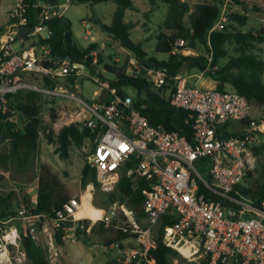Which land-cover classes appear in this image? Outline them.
I'll use <instances>...</instances> for the list:
<instances>
[{"label":"built area","instance_id":"2783aa9c","mask_svg":"<svg viewBox=\"0 0 264 264\" xmlns=\"http://www.w3.org/2000/svg\"><path fill=\"white\" fill-rule=\"evenodd\" d=\"M24 1L11 0L6 11L9 24L0 26L1 112H8L7 96L18 92H36L52 100H73L75 110L61 107L56 113L64 126L78 125L94 136L87 164L95 171L99 189L105 194L113 192L121 173L135 182L133 189L137 188V181L145 185L139 219L126 203L114 202L102 210L97 220L108 227L113 221L123 219L122 232L135 246L111 244L101 248H116L121 264H155L149 256L157 245L154 231L161 219L169 216L173 224L166 228L164 243L183 258L196 264H264V202L255 203L242 191L257 161L254 149L261 146L264 116L250 120V103L233 88L190 86L182 74L172 78L173 90L167 98L172 107L191 115V141L181 132L151 126L130 97L120 98V92L99 77H93L92 81L109 96L106 102L89 103L69 95L68 88L58 82L69 75L79 77L80 65L53 57L40 41L48 38L46 23L63 17L71 0L56 5L36 4L34 7L39 12L33 31L18 39V28L28 25L23 16ZM228 3L225 0L211 31L221 30L227 23ZM82 26L92 40L90 23L83 21ZM16 42L21 46L18 50L13 48ZM172 53L186 56L191 51L186 42L177 39ZM89 55L91 66L97 65L98 52L92 51ZM128 66L136 70L135 74H128L144 78L159 88L169 79L165 69L143 68L133 56L128 57ZM45 79L56 87L45 86ZM231 121L240 124L230 128ZM237 128L240 132L235 136L225 137V132L231 134ZM207 164L208 179H205L197 168ZM89 188L92 186H87L86 191ZM81 196L70 197L55 211L53 218L47 219L55 229L54 235L62 233L63 242H74L76 228L83 229L84 219L75 218ZM35 219L41 218L28 216L22 209L16 217L0 224L15 220L27 224ZM141 220L145 221L144 225ZM67 223H72V227ZM42 231L47 236L49 257L58 256L54 235L46 226ZM28 233L34 240L32 229ZM11 249L19 255L15 262H12ZM26 259L18 228L0 229V264H21Z\"/></svg>","mask_w":264,"mask_h":264},{"label":"trees","instance_id":"16d2710c","mask_svg":"<svg viewBox=\"0 0 264 264\" xmlns=\"http://www.w3.org/2000/svg\"><path fill=\"white\" fill-rule=\"evenodd\" d=\"M63 0H25V12L27 24L33 26L36 24V17L39 9L34 7L38 3L48 5H56ZM135 1H152V0H71L81 4H99L104 2H113L117 5L113 22L110 26L102 25L103 31L109 36L117 40L120 45L133 54L138 59L143 68H160L165 69L168 80L162 87H156L146 81L144 78H135L119 72L115 76V80L109 82L112 88L117 92H122L124 87H132L138 92V99L134 101V106L141 111L151 126H162L167 131H176L171 122V118L175 115L180 116L187 123L184 124V135L187 140L192 138V121L191 115L182 110L172 107L169 104L167 95L173 90L172 78L177 74H184L189 71L202 72L212 78L216 82V89L224 90L225 85H229L238 94L244 96L250 103H258L264 105V60L257 54L260 46L264 43V27L255 31H242L248 24L246 12L227 13L228 21L223 29L212 30L218 21L223 4L218 1L211 3H200L196 5V13L194 14L191 29H185L176 26L173 33L165 30L160 31L156 36V45L154 52L160 55H167L166 61H157L155 58H149L142 51L141 45L133 43L130 39L131 23L124 22L127 10L132 9ZM233 4L242 5L239 0H232ZM48 30V38L40 41V44L47 46L53 57L66 59L69 57L72 64L91 67L92 57L90 52L96 51L97 47L90 44L87 48L79 50L74 43L66 44L65 33L69 31V22L64 17L54 18L46 23ZM181 38L187 43V48L197 52V46L204 48L205 52L199 55H182L173 54L175 41ZM233 45L232 54L228 47ZM132 56V55H129ZM100 54H98L97 65L99 64ZM221 59H226L224 65L218 68ZM107 72H112L110 67H104ZM217 68V69H216ZM76 77L69 75L60 80L58 83H74ZM45 86L54 89L55 84L45 79ZM63 89L62 87H60ZM40 98L36 92H18L7 96L8 112L2 113L0 109V140L8 141L9 152L2 157V162L11 164L14 171L22 174L35 169L36 152L38 149L39 129L42 124L40 117ZM21 115L25 121L24 127L19 129L13 121L14 115ZM262 115L255 119L258 120ZM250 120H254L250 117ZM243 124H246L244 122ZM240 128L233 133H224L225 137H233ZM51 140L50 136H47ZM85 140L93 143L94 136L90 134L87 128L79 129L78 125L64 126L56 137V153L60 158L64 159L69 156V148L71 146L81 147ZM260 147L254 149L257 155ZM93 150V145H92ZM38 176V187L36 200L31 202V197L25 194L20 200L19 195L15 191L8 193H0V221L8 220L16 217L17 213L12 209L13 204L23 205L28 216H39L41 219L53 218L62 204L70 197L64 190L63 185L57 175L50 171L47 165L41 166ZM252 173L247 187L242 189L243 193L255 203L264 202V175L261 179L251 182ZM93 184L97 189L99 185L96 181L94 169L87 164L82 170L81 185L85 187ZM134 181L127 178L124 173L120 174V178L116 184L115 190L120 197V203L124 202L135 212L137 219L142 215L140 212L143 201L142 191L145 188L143 181H137V188L133 189ZM108 203L111 205L115 202L112 195L108 193ZM96 208L102 209V207ZM100 224V231L106 233L109 228L118 230L119 236L116 242L121 243L128 239V235L122 232L124 226L123 219L113 221L108 227L103 222ZM83 229L76 228L77 237H87L88 221L83 220ZM173 221L169 216H164L157 231H154L156 238V248L150 251V258L154 259L155 264H173L175 260L180 261L181 257L177 251L166 247L164 236L166 228L171 227ZM68 227H72V223H67ZM95 228L91 227L89 234H94ZM62 233L56 232L54 235L55 243L58 247L63 245L61 239ZM135 246V245H134ZM133 246V247H134ZM21 247L26 254V258L30 264H49L46 250L36 244L28 233L21 237ZM122 247V245H120Z\"/></svg>","mask_w":264,"mask_h":264},{"label":"rangeland","instance_id":"374dc122","mask_svg":"<svg viewBox=\"0 0 264 264\" xmlns=\"http://www.w3.org/2000/svg\"><path fill=\"white\" fill-rule=\"evenodd\" d=\"M214 1L225 3V0H152V1H135L132 9L127 10L124 22H129L132 25L130 29V39L133 43L141 45V49L149 58H155L157 61H166L167 55H160L154 52L156 45V36L160 31H167L170 34L175 31L176 26H181L185 29H191L194 14L196 13V5L200 3H211ZM242 5H236L229 0L226 5L225 14L232 12H249L250 21L242 28V31H255L264 27V0H260V4H251L252 0H239ZM8 0H0V25H8L6 22V6ZM117 10V5L113 2H104L99 4H81L78 2H71L69 8L64 13V18L69 22V32L72 35V41L79 50H83L90 45V38L85 35V29L82 22H88L91 26V32L95 37L93 43L97 47V52L100 54L99 64L91 67L79 66L80 76L76 78L74 83L60 82L59 85H64L68 88L67 94L80 97L83 100L91 103L98 101L101 96H106V92L101 91L95 83L93 77H99L106 82L115 80V76L119 72H124L126 75L132 76L136 70H130L128 66V57L132 55L128 50L124 49L120 43L112 37H109L102 29V25L110 26L114 19V14ZM246 10V11H245ZM181 39V38H178ZM184 41V40H183ZM185 42V41H184ZM19 43H14L15 50L20 49ZM230 54L233 51V45L228 47ZM187 55H199L205 52L200 45L197 46V52ZM138 60V59H137ZM264 60V58H263ZM226 59H221L218 65L220 68ZM105 66L110 67L112 72H107ZM217 69V68H216ZM132 71V72H131ZM129 73H133L128 74ZM196 71L185 72L191 74ZM63 80V79H61ZM124 95L130 97L133 101L138 99V92L132 87H124L122 89ZM40 117L42 124L39 129L38 149L36 152L35 169L22 174L14 171L11 164L3 163L2 157H5L9 152L8 141L0 140V193H8L15 191L21 200L25 194L31 197V202L34 203V196L38 187V176L43 164L47 165L51 172L57 175L64 187L66 193H72L70 196H81L86 191L87 186L91 192L90 218L98 219L102 215L101 210H107L110 206L108 203L107 194L103 193L99 188L88 184L85 187L81 185L82 170L87 165V158L92 150L93 143L85 140L81 147L71 146L69 148V156L67 158H60L56 153V137L64 125L60 122L56 110L63 107L65 110H75V102L68 99L52 100L49 98H40ZM264 115V105L258 103H251L250 117L257 119ZM17 116V115H16ZM230 128L238 126V121H231ZM57 125V126H55ZM79 129L83 127L78 126ZM47 136L51 137V140ZM261 146L257 153V161L252 171L251 182L261 179L264 175V134L260 136ZM91 168V167H90ZM209 165L202 168H197L205 179H208L207 171ZM91 189V190H90ZM115 202H120V197L116 190L110 193ZM102 207V209L96 208ZM12 209L18 213L24 209L23 205L13 204ZM93 217H92V216ZM121 219V218H120ZM88 227H94V234H89L85 237L74 236V242H63L61 247H57L58 256L49 257L47 236L42 231L46 226L48 230L54 235L55 229L47 219L31 220L25 224L21 220L12 221L6 225L0 224V229H8L10 226L18 228L20 236L26 234L32 229L34 233V241L36 244L46 250L47 258L50 264H121L119 252L116 248H108L104 250L102 245L108 247L111 244L134 246V242L130 239L129 243H118L116 239L119 236L118 230L109 228L106 233L100 231L99 221L93 222L89 219ZM158 228V227H157ZM156 228V229H157ZM155 229V232L157 231ZM29 234V233H28ZM70 234V233H69ZM56 244V243H55ZM178 253V252H177ZM179 254V253H178ZM12 262L16 261L19 256L13 249L10 250ZM180 255V254H179ZM175 260L173 264H196L194 261H189L183 258ZM21 264H30L28 260H23Z\"/></svg>","mask_w":264,"mask_h":264},{"label":"crops","instance_id":"0c3cea01","mask_svg":"<svg viewBox=\"0 0 264 264\" xmlns=\"http://www.w3.org/2000/svg\"><path fill=\"white\" fill-rule=\"evenodd\" d=\"M8 5L6 6V11L8 9V6L11 2V0H8ZM241 2V1H240ZM242 3V2H241ZM251 4H260V0H252L250 1ZM246 11V10H245ZM244 13V12H243ZM246 15L248 17V21H250V14L249 12L246 11ZM64 17V16H63ZM7 20L5 21V24H6ZM0 26H3V25H0ZM93 36V35H92ZM93 39L90 40V44H93L95 42V37H92ZM73 43V41H72ZM191 53H192V50H190ZM194 54V53H193ZM259 55V57L261 59L264 58V43L260 46L259 48V52L257 53ZM186 77L187 79V83L188 85L190 86H193L194 84H198L199 86L201 87H204V88H216V82L210 78L209 76H207L206 74L202 73V72H194V73H191V74H182ZM263 81H264V72H263ZM231 87L229 85H225V89H230ZM107 100H109V96L106 94V96H101L98 100V102H106ZM17 115V116H16ZM14 115L13 117V121L14 123L16 124V127L19 128V129H22L24 127V124H25V121L23 119V117L21 115H18L16 114ZM57 126V125H55ZM40 133V132H39ZM46 164V163H45ZM36 193H37V190H36ZM68 194V193H67ZM72 193H69V197H77L76 196V193H73L74 196H70ZM34 202L36 200V195L34 196ZM141 223L144 225L145 224V221L144 220H141ZM130 241L129 240H124L123 242H121L122 244H125V243H129Z\"/></svg>","mask_w":264,"mask_h":264},{"label":"water","instance_id":"95a60500","mask_svg":"<svg viewBox=\"0 0 264 264\" xmlns=\"http://www.w3.org/2000/svg\"><path fill=\"white\" fill-rule=\"evenodd\" d=\"M33 31V27L32 26H28V25H22L18 28L17 30V38L21 39L24 38L26 35H28L30 32ZM65 40H66V44L67 45H71L72 44V35L69 31H67L65 33ZM66 61H68L69 63H72L71 59L69 57L66 58ZM81 67H84L83 65H80ZM124 94L123 92L119 93V97L123 98ZM171 122L174 125L175 129L177 132H185L184 129V120L180 117V116H173L171 118ZM169 233H171V229L168 230Z\"/></svg>","mask_w":264,"mask_h":264},{"label":"bare ground","instance_id":"6f19581e","mask_svg":"<svg viewBox=\"0 0 264 264\" xmlns=\"http://www.w3.org/2000/svg\"><path fill=\"white\" fill-rule=\"evenodd\" d=\"M91 207H92V204H91V192H89L87 190V191H85V193L83 195V200H81V205H80L78 211L75 213V218L76 219H89V220H91L93 222L97 221L101 216L98 219H92V218H90V215H88L90 213Z\"/></svg>","mask_w":264,"mask_h":264}]
</instances>
